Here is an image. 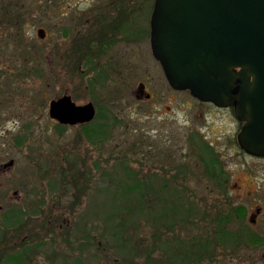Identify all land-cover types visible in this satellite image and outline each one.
Segmentation results:
<instances>
[{"label":"rangeland","instance_id":"obj_1","mask_svg":"<svg viewBox=\"0 0 264 264\" xmlns=\"http://www.w3.org/2000/svg\"><path fill=\"white\" fill-rule=\"evenodd\" d=\"M4 1L24 12L0 23V164L14 160L0 171V264H264V237L235 238L214 216L245 201L221 171L208 175L203 140L243 191L255 168L264 175V159L237 153L231 110L173 89L147 43L118 42L88 61L95 47L80 32L91 23L72 25L90 14L62 16L55 39L40 41L37 27L51 28L44 0ZM63 93L91 100L96 117L57 126L47 104ZM196 241L203 254L189 260Z\"/></svg>","mask_w":264,"mask_h":264},{"label":"water","instance_id":"obj_2","mask_svg":"<svg viewBox=\"0 0 264 264\" xmlns=\"http://www.w3.org/2000/svg\"><path fill=\"white\" fill-rule=\"evenodd\" d=\"M151 48L171 87L233 106L240 146L264 155V0H155ZM48 111L74 124L91 120L95 109L64 94Z\"/></svg>","mask_w":264,"mask_h":264},{"label":"flooded vegetation","instance_id":"obj_3","mask_svg":"<svg viewBox=\"0 0 264 264\" xmlns=\"http://www.w3.org/2000/svg\"><path fill=\"white\" fill-rule=\"evenodd\" d=\"M155 0H44V4L47 7L49 12V20L51 22V28L50 31L42 26L37 27L36 33L38 36V40L42 41L45 39H49L53 41L55 39L54 37V31L58 29L57 25L60 24V22L63 20L62 16L69 17V21L72 22L74 19H79L84 14H90L86 17L84 20V23H75L72 26H78V31H82V29L85 31L86 29L83 28L88 23H91L92 28L89 30V32H80L82 36V43L83 47L86 45H92L95 47L94 53L90 51L91 56L88 54L87 50H84V53H86V57L89 58L88 61H91L92 58L95 59L97 56H100L104 53H107V48L111 46H114L115 43H123L125 45L132 44L134 42H143L147 43L150 47L151 51V15L153 12V6H154ZM12 3V1H4L0 0V23L5 22L8 17H12L15 20H19L21 17V12H24L20 6H9ZM14 4V3H13ZM136 5V6H135ZM18 8V10H17ZM21 11V12H20ZM135 18V19H133ZM88 21L86 22V20ZM134 20V21H133ZM102 23H107L104 26H102ZM68 30L59 31V36L62 38V36L66 37ZM117 37L114 39V34ZM66 34V35H65ZM69 43V40L67 44ZM152 54V51H151ZM63 55V54H62ZM152 57L156 60V58ZM108 66L105 69V73L108 74L111 68V63L113 60V55L108 56ZM100 60V59H99ZM98 60V61H99ZM157 61V60H156ZM158 62V61H157ZM98 63V62H97ZM97 72L99 74L102 73V66L98 63L96 65ZM108 72V73H107ZM139 92H143V83H139ZM137 86V87H138ZM188 92V91H187ZM68 94V93H63ZM70 95V94H68ZM61 96V95H60ZM147 98H150L151 95L149 93H146ZM59 96L55 97L58 98ZM71 97V95H70ZM51 98L47 104V115L49 119L59 125H85L86 123L90 122L96 117V106L92 102L95 112L94 116L89 121L84 122H78L74 124L70 123H64L61 124L57 119L50 117L49 115V103L52 99ZM71 99L77 103L72 97ZM86 101V102H89ZM200 101V100H199ZM84 102V103H86ZM203 102V101H202ZM81 103V104H84ZM210 103L211 102H205ZM214 105V104H213ZM216 109L224 110V109H230L231 115L233 116V119L238 121V131L236 132V135L234 136V142L236 144V149L238 150L237 153L246 154L250 156L253 159H264V155H257V154H250L247 153L245 150L242 149V147L239 144L238 141V132L241 127V121L237 119L234 113L233 107H219L214 105ZM203 144V147H207V151L209 154L210 159H212V163L214 164L209 168L208 175L213 178V176H216L217 174L221 173L223 174V179L228 181L225 184L224 189L231 192L235 191L237 189L236 196L238 200H244L245 202H222L223 209L221 208L219 211L222 212V222H226L227 225H229L227 229V233H229L231 236L235 238H242L251 236L253 238H263L264 237V175L257 174L255 172V169L253 171V180L255 181V185L252 187V190L243 191L241 189L242 184H240L238 179H234L233 181L230 180L229 177H227L228 174H225L224 171H228L227 168H215L216 159L213 156L212 152L210 150L209 144L206 143L205 140L201 142V145ZM211 144V143H210ZM209 147V148H208ZM7 167L0 166V171H5ZM231 176V173H229ZM231 179V177H230ZM246 186H251L250 183H252L251 180L247 181ZM257 185V186H256ZM218 186V185H217ZM235 193V192H234ZM215 207H220L219 204H215ZM8 220V219H6ZM51 219H48V224H51ZM16 226V225H15ZM19 226V224H18ZM17 226V227H18ZM9 228V227H8ZM17 234H15L13 237H16ZM12 237V236H10ZM17 238H14L13 243H17ZM18 248V247H17ZM20 248V247H19ZM22 250V249H21ZM19 253H22L20 250L17 251V254L19 256Z\"/></svg>","mask_w":264,"mask_h":264},{"label":"trees","instance_id":"obj_4","mask_svg":"<svg viewBox=\"0 0 264 264\" xmlns=\"http://www.w3.org/2000/svg\"><path fill=\"white\" fill-rule=\"evenodd\" d=\"M95 80V79H94ZM126 169H127V167H126ZM128 170V169H127ZM129 172H130V170H128ZM127 171V172H128ZM144 189V188H143ZM135 200H136V198H135ZM180 203V202H179ZM182 203V202H181ZM220 212V211H219ZM220 214V215H219ZM218 215L217 214H215L214 216L216 217L217 216V218H219V219H221L220 221H222V212H220ZM11 217H13V219H16L18 216L17 215H13V216H11ZM213 232V231H212ZM113 236H115L116 237V239L117 240H119L120 239V232L118 231V232H115V231H112V233H111ZM199 239H201V238H199ZM117 240H116V244L115 245H117V243H119V242H117ZM250 242H253V243H255V242H257V241H259L258 239H254V238H252V239H250L249 240ZM196 243H198V241H196ZM196 249H195V256L193 255L192 257H190V259L189 260H193L194 259V257H195V259H197L198 257L200 258L201 257V255L203 254V244L201 243V242H199L196 246ZM24 250H21V252L23 253V254H25L24 252H23ZM193 254V253H192ZM15 257H17V258H19V256L18 255H14ZM15 264H19V260H17V261H15L14 262Z\"/></svg>","mask_w":264,"mask_h":264}]
</instances>
